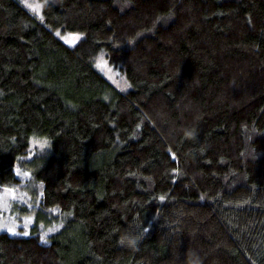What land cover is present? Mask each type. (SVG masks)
<instances>
[{
    "label": "trees",
    "instance_id": "16d2710c",
    "mask_svg": "<svg viewBox=\"0 0 264 264\" xmlns=\"http://www.w3.org/2000/svg\"><path fill=\"white\" fill-rule=\"evenodd\" d=\"M39 1L0 0V186L47 137L59 227L0 230V264H264V0Z\"/></svg>",
    "mask_w": 264,
    "mask_h": 264
},
{
    "label": "rangeland",
    "instance_id": "374dc122",
    "mask_svg": "<svg viewBox=\"0 0 264 264\" xmlns=\"http://www.w3.org/2000/svg\"><path fill=\"white\" fill-rule=\"evenodd\" d=\"M22 4L33 14L41 15L42 3L39 0H20ZM55 34L68 45H74L83 34L81 32L55 30ZM94 67L117 89L127 90L130 85L125 74L108 63L103 51H99L93 58ZM49 148V140L42 135H33L29 138L28 152L20 156V160H26L22 169L16 166V173L20 181L12 186H0V230L13 229L14 234H27L33 223L37 225L50 221L52 225L40 227V234L43 240L54 229L59 227L52 218L44 220L39 216L37 200L41 193V186L34 182L31 172L39 162L40 158ZM28 171V172H27ZM29 173V174H28ZM34 214V215H33ZM9 232V231H8Z\"/></svg>",
    "mask_w": 264,
    "mask_h": 264
},
{
    "label": "snow or ice",
    "instance_id": "6c2138e0",
    "mask_svg": "<svg viewBox=\"0 0 264 264\" xmlns=\"http://www.w3.org/2000/svg\"><path fill=\"white\" fill-rule=\"evenodd\" d=\"M8 231H9V232H12V231H13V229H10V228H9V229H8ZM43 239H44V238L42 237V240H43Z\"/></svg>",
    "mask_w": 264,
    "mask_h": 264
}]
</instances>
